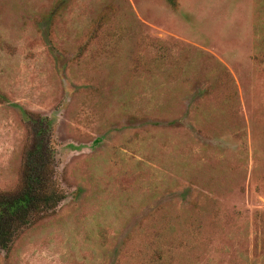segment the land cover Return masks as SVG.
<instances>
[{
  "label": "rangeland",
  "instance_id": "rangeland-1",
  "mask_svg": "<svg viewBox=\"0 0 264 264\" xmlns=\"http://www.w3.org/2000/svg\"><path fill=\"white\" fill-rule=\"evenodd\" d=\"M25 111L66 198L0 264H264V0H0V191Z\"/></svg>",
  "mask_w": 264,
  "mask_h": 264
},
{
  "label": "trees",
  "instance_id": "trees-1",
  "mask_svg": "<svg viewBox=\"0 0 264 264\" xmlns=\"http://www.w3.org/2000/svg\"><path fill=\"white\" fill-rule=\"evenodd\" d=\"M167 1L173 8L179 7V0ZM25 115L33 127V138L24 154L20 185L14 191H0V249L5 251L24 229L52 213L66 198L56 183L53 121L27 111Z\"/></svg>",
  "mask_w": 264,
  "mask_h": 264
}]
</instances>
